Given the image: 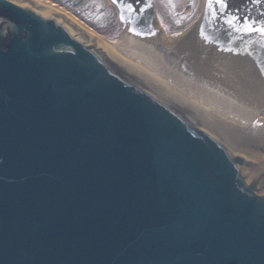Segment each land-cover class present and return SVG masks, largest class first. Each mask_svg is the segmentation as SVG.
Wrapping results in <instances>:
<instances>
[{"label":"water","instance_id":"water-1","mask_svg":"<svg viewBox=\"0 0 264 264\" xmlns=\"http://www.w3.org/2000/svg\"><path fill=\"white\" fill-rule=\"evenodd\" d=\"M113 3L0 0V264H264V0Z\"/></svg>","mask_w":264,"mask_h":264},{"label":"rangeland","instance_id":"rangeland-1","mask_svg":"<svg viewBox=\"0 0 264 264\" xmlns=\"http://www.w3.org/2000/svg\"><path fill=\"white\" fill-rule=\"evenodd\" d=\"M68 10L101 37L115 41L126 31L111 0H46ZM205 0H154L155 11L169 34L185 30L201 13Z\"/></svg>","mask_w":264,"mask_h":264},{"label":"snow or ice","instance_id":"snow-or-ice-1","mask_svg":"<svg viewBox=\"0 0 264 264\" xmlns=\"http://www.w3.org/2000/svg\"><path fill=\"white\" fill-rule=\"evenodd\" d=\"M113 2H115V0H113ZM216 4L218 5V7L220 9H226L228 7V4L226 3V0H216ZM131 7H132V5H129V8H131ZM207 7L209 9H211L212 8V3L209 2ZM212 14L215 15L216 13L213 12ZM226 23H228L232 27H235V24L233 23V19H231V18L226 20ZM237 30L238 31H244V30L251 31L253 29H252V26L250 24H245L243 29H237ZM255 31H258L261 34H264V28L255 29Z\"/></svg>","mask_w":264,"mask_h":264},{"label":"bare ground","instance_id":"bare-ground-1","mask_svg":"<svg viewBox=\"0 0 264 264\" xmlns=\"http://www.w3.org/2000/svg\"><path fill=\"white\" fill-rule=\"evenodd\" d=\"M42 1H45V2H47L48 4L54 6V7L58 8V9H60V10H62V11H65L68 15L74 17V18H75L80 24H82L83 26H85L87 29H89L91 32H93L95 35H97L98 37L104 39V38L101 37L96 31H94L92 28H90L88 25H86L83 21H81L79 18H77L75 15H73V14H72L71 12H69L68 10L63 9L62 7H60V6H58V5H55V4H53V3L49 2V1H46V0H42ZM116 7H117V6H116ZM117 9H118V8H117ZM155 13H156V11H155ZM156 16H157V18H158L160 24L164 27L166 34H169V32H168L167 29H166V26L162 23V21L160 20V17H158V14H157V13H156ZM126 26H127V27L129 26V22H126ZM104 40H107V39H104ZM107 41H109V40H107ZM110 42H113V41H110Z\"/></svg>","mask_w":264,"mask_h":264}]
</instances>
